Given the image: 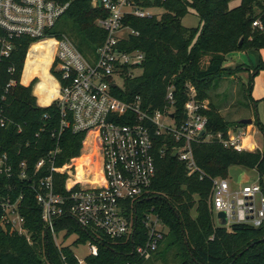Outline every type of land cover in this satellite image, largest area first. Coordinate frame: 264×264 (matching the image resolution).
<instances>
[{"label": "trees", "instance_id": "trees-1", "mask_svg": "<svg viewBox=\"0 0 264 264\" xmlns=\"http://www.w3.org/2000/svg\"><path fill=\"white\" fill-rule=\"evenodd\" d=\"M92 1L76 0L50 32L59 39H69L83 54L95 52L106 37L97 21L108 17L109 13L94 9ZM232 1L145 0V7L162 9L164 13L160 17H131L126 20L139 31V35L130 36L128 43L122 47L129 52H143L145 61L141 66L142 74L127 78L124 90H115V95L127 102L141 97L144 109L152 113L164 108L168 89L174 86V112L180 123L185 118L186 85L191 83L197 88L200 100L210 101V109L205 112L209 120V134H221L228 139L231 129L246 127L240 121L226 120L220 106L212 102V94L217 93L224 76L233 74L231 68L225 66L229 56L264 49V29L253 27L258 19L264 27V0H241L236 8L230 7ZM192 11L199 16L200 26L186 28L182 21ZM32 42L29 38L20 39L9 62L17 66L15 78L18 80ZM44 50L46 54L35 67L36 54ZM52 52L47 44L33 45L24 74V83L34 75L40 77L34 91L41 94L39 103L42 106L50 105L57 94L55 81L49 73ZM263 69L264 62L261 60L250 76L248 89L243 87L247 100L245 107L249 106L248 94L252 91L253 77ZM10 78L6 72L0 77V108L23 130L19 133L14 124L0 127V157L8 154L14 167L10 178L0 174V200L11 197L15 201L23 196L19 211L25 219L30 241L26 236L10 233L1 226L3 210L0 208V264H65L61 253L67 256L69 264H77L72 246L59 250L46 233L41 218L42 209L36 200L39 182L46 177V164L38 172L36 165L57 147L61 149L59 165L79 157L85 134H73L67 130L58 146L53 138L61 124L58 104L40 107L33 94V86L18 84L5 93L3 86ZM220 96L222 94L216 95L217 98ZM257 123L260 125L255 121V125ZM164 141L161 139V148L165 147ZM180 146L181 143H176L174 138H168L167 153L158 159L156 177L141 203L142 211L153 210L168 228L165 251L162 254L158 251L148 261L133 253L134 247L146 239V231L139 224L134 238L112 240L101 236L98 256L88 258L89 264H158L161 260L166 263L168 259L173 264H264V225L259 228L243 224L230 228L217 227L211 203L213 179H228L234 166L254 171L264 194V151L237 152L217 140L194 143L196 164L206 174L201 180L199 172L191 174L187 165L173 156V148ZM89 158L84 155L85 163ZM22 162L27 165V178L22 177ZM64 180L65 177L56 176L58 192L63 191L61 184ZM66 226H69V233L65 240L73 233L79 236L74 247L85 245L96 236L69 219H63L58 224V231ZM170 254L172 257L168 258Z\"/></svg>", "mask_w": 264, "mask_h": 264}, {"label": "built area", "instance_id": "built-area-1", "mask_svg": "<svg viewBox=\"0 0 264 264\" xmlns=\"http://www.w3.org/2000/svg\"><path fill=\"white\" fill-rule=\"evenodd\" d=\"M75 1L0 0V77L5 72L11 76L3 86L5 93L19 84L33 86L34 94L40 77L34 75L29 82L24 83L29 52L35 44H47L53 51L49 73L58 91V96L50 105L57 103L61 111L60 128L53 138L59 146L67 130L73 134H85L79 157L59 165L61 149L57 147L36 165L38 172L46 164V177L39 182L36 200L42 209L41 218L46 233L52 237L59 250L71 246L68 243L70 239L73 238V244L79 239L73 233L65 240L69 226L58 231V224L63 219H69L79 228L96 235L85 244L89 250L85 258L74 253L77 264H89L88 258L98 256L102 237L112 240L134 238L140 224L146 231V239L134 247L133 253L148 261L159 251L168 228L153 210L142 211L141 203L156 177L158 159L167 153L168 138L172 137L176 143H181L179 148H173L172 153L177 152V158L187 165L191 174L199 172L201 180L206 174L196 164L192 147L194 143L217 140L237 152H253L255 147L245 140L241 131L235 129L229 131L228 139H224L221 134H209V120L205 114L210 109L209 102L200 100L197 88L191 83L186 85L185 118L180 123L174 112V86L168 89L164 108L152 113L144 109L141 97L132 102L119 99L114 91L124 90L127 78L138 77L135 71L142 72L141 66L145 61L143 52H129L122 47L128 43L130 36L139 35V31L127 24L126 20L131 17L153 18L155 15L152 10L155 8L145 7V0H93L94 9L109 13L108 17L97 21L106 37L95 52L83 54L69 39H59L50 33ZM253 26L264 29L260 19ZM22 38H29L33 42L18 80L15 78L18 68L9 62L17 42ZM45 54L46 50L36 54L35 67ZM117 80L121 81V85ZM34 96L40 107H46L40 105L39 98ZM11 124H14L13 120L1 107L0 127L6 128ZM14 125L22 133V127ZM92 134L94 152L85 154L90 157L85 163L84 150ZM161 139L165 140L164 148L159 146ZM79 159L84 162L78 164ZM93 163L99 165L94 180L90 177ZM21 168L22 177L27 178L26 162L21 163ZM13 170L12 159L8 154H3L0 157V174L10 178ZM57 175L65 177L61 184L62 192L57 191ZM22 200L23 196L15 201L11 197L0 200L3 210L1 226L10 233L26 236L30 241L25 219L19 211ZM211 203L219 221L222 220L219 215H224L227 223L223 227L243 224L259 228L264 225V194L258 181L232 189L229 179H213ZM61 254L65 264H69L67 256Z\"/></svg>", "mask_w": 264, "mask_h": 264}, {"label": "rangeland", "instance_id": "rangeland-1", "mask_svg": "<svg viewBox=\"0 0 264 264\" xmlns=\"http://www.w3.org/2000/svg\"><path fill=\"white\" fill-rule=\"evenodd\" d=\"M241 0H233L230 4L231 8H236L240 5ZM152 13L160 17L164 13L162 9H154L152 10ZM182 24L186 28H197L200 26V18L197 15L196 12H190L187 16L184 17ZM254 27V26H253ZM242 53V52H240ZM247 56H244L246 58V61L251 62L254 66H257L261 59L260 51H249L247 53ZM264 62V60H262ZM254 66H242V67H230L232 71V75L224 76L221 79L220 87L217 91V93L212 94V102L215 105L220 106V112L225 117L226 120L230 122H236L241 121L245 119H252L254 122L252 124H249L244 127L245 131H247L249 134L255 133V142L258 144V146L264 151V69L261 70L257 75L253 77L252 82V91H250V95L248 94V97L250 98L249 106L245 107V104L247 102L245 96L243 95V89H248L249 85L248 81L250 79V76L255 70ZM245 67V68H244ZM137 75H141V71H135ZM243 81L247 84L245 86L243 85ZM118 84L121 85V81L117 80ZM244 87V88H243ZM221 92V93H220ZM217 94H222L219 98L216 97ZM250 102L252 104H250ZM255 121L259 122L255 125ZM253 128V132L250 131ZM263 128V130H262ZM94 135L92 134L89 136V142L84 150L85 154H92L94 152V146L92 144V140ZM84 162L82 159L78 160V164H81ZM101 163V161L99 160ZM98 163V162H97ZM99 168V165L96 163H93L90 166V169H92L91 172L93 174L90 177H94L96 175V170ZM253 177H256V174L252 170H248L241 166H234L230 169L229 173V182L231 184L232 189H238L244 185L253 184L255 181L252 179ZM94 180V178H93ZM214 224L219 227L220 223L218 220V216L214 215ZM169 232V230H168ZM73 240L70 239L68 242L69 245L72 246L73 251L76 255H78L81 258H85L88 253V247L86 245H80L78 247L73 246ZM168 239L165 238L164 243L161 245L159 249V253H163L166 249ZM68 245V244H67ZM172 257L170 254L168 258ZM158 264H173L172 260L168 259V262L160 261Z\"/></svg>", "mask_w": 264, "mask_h": 264}, {"label": "crops", "instance_id": "crops-1", "mask_svg": "<svg viewBox=\"0 0 264 264\" xmlns=\"http://www.w3.org/2000/svg\"><path fill=\"white\" fill-rule=\"evenodd\" d=\"M248 54L247 53H235L231 56L228 57V60H227V63L225 64L226 67H240V66H247V65H252L254 66L251 62H248L246 61V58L244 56H247ZM260 56H261V59L264 60V49L260 50ZM255 67V66H254ZM245 68V67H244ZM243 84H247L243 81ZM221 93V92H220ZM47 94L46 93V97H47ZM34 95H36L38 98L41 94H38L36 91H34ZM209 102V106H210V101L207 100ZM49 106V105H48ZM47 107V106H46ZM247 126V125H246ZM246 128V127H245ZM253 128H255L254 126L252 127V129L250 131L253 130ZM237 131H241L244 135H245V140L248 142V143H251L254 147H255V151L257 150H261L263 151L259 146L258 144L255 142V133L254 134H249L247 131H245L244 127H241V128H237L235 129ZM253 132V131H252ZM255 182L258 181V178L257 176L256 177H253L252 178Z\"/></svg>", "mask_w": 264, "mask_h": 264}, {"label": "water", "instance_id": "water-1", "mask_svg": "<svg viewBox=\"0 0 264 264\" xmlns=\"http://www.w3.org/2000/svg\"><path fill=\"white\" fill-rule=\"evenodd\" d=\"M172 117H174V115H172ZM240 122H241V124H243V125H249V124H252L254 121H253L252 119H245V120H241ZM203 134H204V132L201 133V135H203ZM173 156H174V157H177V152H175V153L173 154ZM219 218H222V220L219 221L221 227L225 226L226 223H227V221H226V219H224V215L220 214V215H219Z\"/></svg>", "mask_w": 264, "mask_h": 264}, {"label": "bare ground", "instance_id": "bare-ground-1", "mask_svg": "<svg viewBox=\"0 0 264 264\" xmlns=\"http://www.w3.org/2000/svg\"><path fill=\"white\" fill-rule=\"evenodd\" d=\"M54 85H55V88H56V90H57V86H56V84L54 83ZM58 96V91H57V94H56V97ZM55 97V98H56ZM254 147V146H253ZM254 149V148H253Z\"/></svg>", "mask_w": 264, "mask_h": 264}]
</instances>
